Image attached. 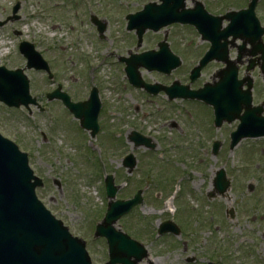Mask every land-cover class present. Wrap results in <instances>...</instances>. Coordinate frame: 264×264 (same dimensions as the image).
<instances>
[{"label":"rangeland","instance_id":"1","mask_svg":"<svg viewBox=\"0 0 264 264\" xmlns=\"http://www.w3.org/2000/svg\"><path fill=\"white\" fill-rule=\"evenodd\" d=\"M19 1L28 7L30 15L39 10L37 6L42 8L45 25L41 28L47 57L56 63L58 81L74 100L84 97L91 83H116L119 80L120 74L108 71L109 68L94 72L74 64H78L77 59L83 56H90L93 63L100 64L105 57L104 50L115 59L118 55H125L127 49L132 51V46L126 49L119 39L114 38L120 36L123 27V21L117 16L122 10L133 13L147 2ZM90 15L109 23L106 41H98L96 33H88L86 27L79 24L78 20ZM147 43L148 47L153 45L151 41ZM188 56L191 59L184 61L185 67L174 79L185 77L199 57L190 54L185 59ZM2 60L4 57L0 56ZM218 68L204 70L199 80L210 82ZM25 73L30 81L31 96L43 99L45 103L44 95L54 87L39 73ZM240 75H244V70ZM250 76L257 85L253 105H260L264 97V78L258 70ZM146 78L161 80L157 76L156 79ZM122 92L121 88L110 95L108 90L104 91L103 97H107L108 104L101 125L107 126L110 132L122 131V139L135 130L156 143L154 151L133 149L127 141L122 147L116 141L115 146L111 145L107 142L105 130L98 137L100 142L103 141L104 149L98 148L94 140L83 147L82 140L86 141L88 135L84 133L85 138L81 137L75 122L66 119V113L58 103L48 105L46 114L31 108L30 115L24 109H8L0 104V134L27 154L29 167L36 177L42 179L44 186L36 189L40 202L73 236L86 243L92 264H104L108 259L107 246L104 240L93 238V231L107 204L102 191L103 177L112 173L115 184L121 187L117 199H130L137 191L143 193L144 205L115 224L116 229L146 247L149 257L141 264H206L208 261L215 264H264V138L242 140L230 150L229 134L235 130L237 121L223 124L216 130L212 123L209 126V109L203 105L185 103V112L193 110L198 117L193 115L195 117L191 116L190 121L188 115L177 108L157 115L154 105L161 104L147 103L129 89L124 91L122 98ZM214 141L220 143L216 156L211 154ZM130 152L137 159V167L128 176L121 167V160ZM93 157L104 160L101 173ZM221 168L230 181V190L223 198L209 200L207 196L213 192L212 181ZM170 197L173 200L167 206ZM230 210L235 215L232 221L225 215ZM164 221L176 224L181 235L158 237L157 229ZM188 260L193 262L186 263Z\"/></svg>","mask_w":264,"mask_h":264},{"label":"flooded vegetation","instance_id":"2","mask_svg":"<svg viewBox=\"0 0 264 264\" xmlns=\"http://www.w3.org/2000/svg\"><path fill=\"white\" fill-rule=\"evenodd\" d=\"M251 1L252 0H181L180 2H167V6L172 7L171 12L173 16L171 19L175 21L168 25H160L161 18L163 20L168 19L164 18V16L154 15L144 20H136L133 26L128 18L129 15L140 12L146 4H153L154 8L160 6L162 4L160 0H147L140 9L133 13H127L124 10L120 11L117 17L119 20L123 21L122 32H120V36L114 38L119 39V43L123 44L126 49L132 46V48H134L132 51L134 52H132L131 49H127L125 55H118L115 59L110 56V53L106 54L104 50L105 57L101 59L100 64L93 63L90 56L78 58V64H74L77 67H85L87 68L86 70L94 72L109 68L108 71L113 70L116 73L118 72L120 77L116 83L101 82L96 83V85L91 83L87 89L86 95L81 99L76 97L79 100H74L70 94L64 91L63 86L58 81V75L55 72L56 63L47 57L41 28L42 25H45L44 16L41 15L43 14L42 8L37 6L39 10L30 15L28 7L23 5V1L0 0V52L2 53L0 56L4 57V60L0 61V67H23L26 69V67H29L28 56L31 52L30 50H35L48 64L52 78L49 79L48 74L44 71L26 69L25 72L39 73L42 78L44 77L45 81L50 83V86L54 88L44 95V99L46 100L45 103L42 101L43 99L38 100L36 98L38 107L33 106L31 108H35L40 114H46V107L48 105H57L58 103V106L66 113V119L75 122L79 129L78 131L81 133V137L85 138L84 133L88 135L89 138H85L86 141L82 140V143L84 142V144H82L83 147H86V144L90 145V140H94L98 148L104 149V143L103 141L100 142L98 137L102 134V130L103 132L105 130V134L107 133V142L111 145L115 146L116 144H114V142L116 141L119 142V145L122 147L127 141L133 149L143 148L148 151H154L155 149L150 150L149 147L155 145L156 148V143L135 130H131L126 139H122L120 137L123 134L122 131L116 130L110 132L107 126L104 124L101 125L102 114L105 112L108 104L107 97H103L104 91L108 90L110 95L111 92L115 93L121 88L123 89L121 95L123 98L125 95L124 91L129 89L142 96L147 103L161 104L154 105L156 108V111H154L155 114L164 115L167 112H171L174 108H177V110L183 111V114L188 115L190 121L191 116L193 118L196 114L193 110L185 112L187 107L185 103L200 104L209 109V126L211 123L213 125V113L211 108L201 101L186 99L183 96H175L176 91L174 90V84L178 82L179 86L181 88L186 87L187 91L204 90V92L210 96L216 90L214 86L219 82L218 73H221L226 67H236L239 79H243L245 76L251 79V95L253 98V94L256 93L254 90L257 88V85L253 82L250 73L253 74L255 70H258L262 75L261 67H264V0H257L256 4H252L254 15L251 14V11H248ZM197 4H200L205 11ZM192 12L199 14L193 15ZM205 12L215 19L206 17ZM240 12L243 13L239 16L232 15L233 13ZM177 14L183 15L179 16ZM83 18V20H78L82 28L86 27L85 29H87L88 33H96L98 35V41L104 42L107 40L106 33L108 30L110 31L108 22H105L95 15H90L89 17L83 16ZM149 20L151 24H148ZM97 22H101V24ZM102 28L103 31L100 32ZM117 34L119 35V32ZM147 41L153 42V45L148 47ZM144 54L157 57L161 56L164 58L176 56L180 59V65L176 68L172 67L170 64H164L165 67H156L157 69L143 67L134 56H141ZM190 54L199 57L195 65L187 71L185 75L187 78H180L178 76L174 79L177 73L185 67L184 61L187 62V60L191 59L190 56L185 59V56ZM201 62L202 64L200 67L203 68L199 76L191 81L190 75L192 69ZM60 66L59 64V67ZM209 67L220 68L215 71L213 79L210 82H201L199 79L202 72ZM247 67L253 68L247 71ZM126 69L134 70V77L138 78L136 80L141 83L140 85L136 86L130 82L126 74ZM242 70H244L243 76L240 75ZM146 76H151L155 79L157 76L160 77L161 80L149 81ZM122 77H124V80ZM262 77L264 78L263 75ZM113 78L114 77H112L111 80ZM165 88L167 91H165ZM56 89H59L60 93L66 94L70 102L77 105L74 107L73 111L64 105L60 98H48V96L54 94ZM94 90L97 92L96 99L90 97V93ZM262 94L264 96V88ZM143 99L142 103H145ZM87 102L89 104L91 103L88 108L84 106ZM79 104L80 106H78ZM179 106L184 107V109L179 108ZM139 107L142 108V104H140ZM31 108L30 110L24 109L27 111L28 115L31 113ZM86 110H88L89 113H96L98 130L93 137L91 136L93 129L87 128L86 130V128L82 126L79 118L81 113L86 114ZM152 110L153 109L150 111ZM76 111H80V113H76ZM150 111L146 112L144 117H146ZM196 118L198 119L197 116ZM57 120L59 123V116H57ZM190 124H192V122H190ZM88 127H92L90 123ZM134 133L144 138L143 140L141 138L139 140L145 142H141L140 144L131 142ZM99 142L100 145L98 144ZM103 155H105L104 150ZM93 158L97 163L96 166L99 164L104 167V160H100V157L99 159ZM123 161L124 158L121 160V167Z\"/></svg>","mask_w":264,"mask_h":264},{"label":"water","instance_id":"3","mask_svg":"<svg viewBox=\"0 0 264 264\" xmlns=\"http://www.w3.org/2000/svg\"><path fill=\"white\" fill-rule=\"evenodd\" d=\"M167 1L180 2L181 0ZM146 10L142 16L144 19L150 16V10L148 11V8ZM140 60V65L145 67H159L155 58L149 55L142 56L138 61ZM128 70L132 76L130 82L136 86L140 85L141 83L134 77V70ZM235 72L227 74L221 84L222 90L228 88L232 91L231 93L222 96L221 99L218 97L210 101L204 100L214 106L219 117L218 124L222 120L234 119L238 116L240 107L249 104L248 95L240 93L243 82L235 81ZM247 84H249L248 81ZM195 96L202 98V94L199 93L190 95V97ZM0 101L10 107L35 103L29 96L28 82L20 71L6 72L3 68L0 69ZM90 104L87 103L84 106L88 108ZM71 107L74 109L75 106ZM85 113L79 116L82 126L92 128V135H94L96 113H89L88 110ZM241 122L238 131L232 135L231 147L243 137L264 136V121L256 119L255 122L247 113L241 118ZM89 123L92 127H88ZM125 162L130 170L135 166L131 156ZM105 184L108 198L114 199L116 189L113 187L112 177H107ZM41 185V181L34 178L32 171L28 168L26 155L20 154L12 143L0 136V264H90L84 244L72 238L61 223L55 221L36 199L34 189ZM215 186L220 194L228 186L222 171L218 174ZM140 202L139 196L136 195L131 201L109 204L105 218L97 227L95 234L96 237L103 236L107 239L109 262L106 264H138L147 257L141 246L113 228V224L123 214ZM168 226L164 225L159 233L170 231L178 234L176 228L172 226L167 229Z\"/></svg>","mask_w":264,"mask_h":264},{"label":"bare ground","instance_id":"4","mask_svg":"<svg viewBox=\"0 0 264 264\" xmlns=\"http://www.w3.org/2000/svg\"><path fill=\"white\" fill-rule=\"evenodd\" d=\"M170 202V201H169ZM167 205H169L168 203H167Z\"/></svg>","mask_w":264,"mask_h":264}]
</instances>
